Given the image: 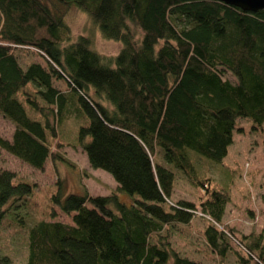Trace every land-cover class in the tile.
Segmentation results:
<instances>
[{"label": "trees", "instance_id": "trees-1", "mask_svg": "<svg viewBox=\"0 0 264 264\" xmlns=\"http://www.w3.org/2000/svg\"><path fill=\"white\" fill-rule=\"evenodd\" d=\"M68 6L119 42L118 53L106 58L90 37L73 38ZM0 116L14 125L0 149L33 170L54 166L63 145L80 147L91 169L136 196L129 205L115 193L62 196L59 178L40 187L0 169V264H13L17 247L23 264H204L171 241L197 212L218 262L231 253L238 264H264V229L238 238L220 228L231 181L209 175L238 120L264 124V10L216 0H0ZM67 118L79 124L65 143L57 128ZM176 171L207 196L199 209L170 201Z\"/></svg>", "mask_w": 264, "mask_h": 264}, {"label": "rangeland", "instance_id": "rangeland-1", "mask_svg": "<svg viewBox=\"0 0 264 264\" xmlns=\"http://www.w3.org/2000/svg\"><path fill=\"white\" fill-rule=\"evenodd\" d=\"M63 19L71 36L90 37L91 48L99 55L110 58L118 53L121 44L104 39L89 17L78 8L68 6L63 9ZM19 57L23 63L32 61L29 53H21ZM78 124L73 118H67L57 128L58 132L62 131L64 134L65 143L66 139L68 142H74V133L76 135ZM236 124L239 127L233 133V142L227 148V155L221 164L209 171V175L215 183L228 184L227 182L231 181L228 188L229 201L219 226L222 230L235 231L236 236L241 238L252 232L257 234L264 229V124L259 129L251 128L246 120L240 119ZM13 130L14 125L0 116V136L10 139ZM47 137L50 139L49 135ZM50 141L53 143L50 146L54 147L55 142L51 139ZM59 152L62 159H56L54 166L48 160L45 163V170L37 171L0 149V169H8L18 177L31 180L40 187L45 184L54 185L52 183L55 182V178H59L63 182L62 196L67 193L86 192L91 195L115 193L118 199L127 205L131 204L133 197H136L118 191L116 182L107 172L91 169L80 147L63 145ZM176 178L170 201L175 203L179 199L188 200L194 202L199 209V201L207 197L203 196L202 189L198 187L197 190L179 171H176ZM55 208L58 209L59 206L55 205ZM58 215V220L70 222L69 215L61 213ZM195 216L189 229L180 227V231L172 236L171 241L176 250L204 264H238L231 253L227 255L225 262H218L216 254L209 251L204 242L203 231L208 223L199 212ZM233 249L237 247L234 246ZM24 254V249L15 248L11 254L13 264H23Z\"/></svg>", "mask_w": 264, "mask_h": 264}, {"label": "water", "instance_id": "water-1", "mask_svg": "<svg viewBox=\"0 0 264 264\" xmlns=\"http://www.w3.org/2000/svg\"><path fill=\"white\" fill-rule=\"evenodd\" d=\"M229 6L237 7L246 12L264 10V0H216Z\"/></svg>", "mask_w": 264, "mask_h": 264}]
</instances>
